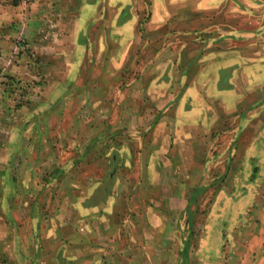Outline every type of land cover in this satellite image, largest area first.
I'll list each match as a JSON object with an SVG mask.
<instances>
[{
	"label": "rangeland",
	"instance_id": "1",
	"mask_svg": "<svg viewBox=\"0 0 264 264\" xmlns=\"http://www.w3.org/2000/svg\"><path fill=\"white\" fill-rule=\"evenodd\" d=\"M227 52L264 56V0H0V210L27 231L0 264H264V87L224 117ZM200 112L225 122L175 130Z\"/></svg>",
	"mask_w": 264,
	"mask_h": 264
},
{
	"label": "crops",
	"instance_id": "2",
	"mask_svg": "<svg viewBox=\"0 0 264 264\" xmlns=\"http://www.w3.org/2000/svg\"><path fill=\"white\" fill-rule=\"evenodd\" d=\"M180 3L186 4L187 1H185V2L182 1ZM195 18H196V16L190 17L189 22L191 21L190 19L194 20ZM166 19L167 18H164V17L162 19H157L155 22H153L154 23L153 25L166 24ZM116 21H117V24H124L125 23V19L121 18V17L120 18L117 17L115 19V22ZM136 23H137V20H135V19L131 21V25H133V26ZM254 53H255V51H254ZM251 56L252 55H248V54L244 55V54H239V53H235V52L224 53V54H222V57H221V60H222L221 66L218 68L215 67L213 70H210L209 72H207V73L212 72L213 87L215 86L216 89L221 91V92L218 91V94H221V95H219L220 97L217 98V101L220 98L221 103H223L222 105L226 108V113L223 114L224 117L229 116L228 113L230 112L231 108H232V110H234L236 106L240 105V101H241V99H243V95H242L243 90H246V89L255 90L258 88L263 89V87H264V56H263V54L259 55L258 57L255 56L258 59L255 58L254 60L251 59ZM194 68H196V67H194ZM190 72L192 73V72H194V70H190ZM203 79H206V78L203 77ZM225 90H237V95L235 93L236 96L234 94H231L230 96H225V95H223L226 92ZM202 114L203 113L200 112L199 114H194V115L189 116V118H184L182 116H180L179 118H174L175 120L178 121L177 123H175V127H176L175 130L177 131V129L179 128L182 131L181 128H184L185 126H186L185 128H187V126L190 123H191V129L193 128L192 124L194 125L196 123V125L198 126L200 124L199 122L203 120L200 118V117H203ZM205 117H207V119L203 120V121H206V123L209 125L212 124V127L216 128V129L222 126L221 124L220 125L218 124L219 122L220 123L225 122V120H220V118L222 117L221 114L212 113L211 116L205 114ZM241 117H242V115H241ZM249 120L245 117H242L241 121L243 123L241 124L240 127L237 128V130H238V132H237L238 137L236 136L237 141H238L237 144L239 145L238 147H241L243 149L245 148V137L247 136L246 130L248 127L245 124H247V121L249 122ZM187 121L190 123L188 124ZM196 125H195V127H197ZM223 126H225V125L223 124ZM212 130H214V129H212ZM228 130L229 129L221 130V132L226 133V132H228ZM255 131H257L256 134L259 132L263 133V130H261L260 128H257ZM192 134H193V131L190 132L191 136H192ZM233 135H234V133H233ZM254 135H255V133H254ZM174 136L177 139L174 137L176 139L175 140L176 142H175V144L173 143V149H171V150L176 155L178 152L181 153V152L185 151L183 148V141H182V137H181V136L185 137V132L183 131L182 134L181 133L180 134L175 133ZM217 136H220L219 133H218V135H216V137ZM233 143H235V142H233ZM255 143L252 145L253 147L255 146ZM208 144L210 145L211 143H208ZM159 146H161V147H159V149L161 151H162V149H164V151H165V149H167V150L170 149V145H168L167 148L162 147L163 145H159ZM21 149H22V147L18 150L21 151ZM191 150H192V148H191ZM237 151L240 152V151H242V149H237ZM170 167L175 169L176 165L174 163H171ZM25 171L27 172V175H29V176H27L25 178H23L24 177L23 176V177L19 178L18 183L20 184L19 185L20 192L19 191H18V193L16 192L14 194V198H17L16 201L19 200V202H20L19 204L21 205V209L24 212L29 213V218H30L29 223L30 224L27 225L28 226L27 230H29V232H31V233H34L33 228L30 226H32V225L36 226L37 222L33 223V221H32V214H33L32 207H31L32 203L28 204V202L35 201L37 199V196H38V193H35L34 190H32L33 188L31 187V184L34 180V178L31 179V177L33 175V171L35 174V170H33V168H28V169H25ZM145 182H146V184H148V181H145ZM119 186H120V182L117 183L114 187L117 190L119 188ZM138 189L139 188H137V184L134 185L133 186V192H131V195H134L136 193V191H138ZM114 195H116V192L114 193ZM116 196L118 197V195H116ZM11 198L12 197L8 196V197H5V200L10 201ZM231 199H232V197H231ZM11 206L13 207L14 205L11 204L9 208H5L6 210H4L6 218L11 217L12 216V215L10 216L11 213L18 211L16 208H11ZM15 206H16V204H15ZM34 208H36V207H34ZM34 210H36V209H34ZM2 215H3V213L0 210V246L1 247H5V246L7 247V246H9V244L6 243V240L8 239V237H11V235H12L11 231L12 230L14 231V233H17V232L22 233V232H27V231H26V229L21 231V225L16 220H15L16 223H14V226H11L12 224L10 225L8 222H5L2 219ZM33 216H36L35 212H34ZM45 216H46V214H45ZM9 220L11 221L10 218H9ZM10 226H11V228H10ZM3 232L9 233V236L7 237V239L5 238L6 236H3L4 235ZM3 239H4V241H3ZM67 241L69 243V238H67ZM19 242L22 243V237L21 236H20V239L14 240V245L16 246L17 243H19ZM2 243H4V244H2ZM68 243H67V245H68ZM20 247H22V246L20 245ZM66 248L67 249L70 248V245H68ZM73 248L81 250L82 248H85V246H82V244L77 243L76 246H74ZM36 249H38V248H36ZM74 260H76L79 264H83V263L84 264H94L96 261H98V260H96L94 262L93 259L90 260L88 257H86V258L85 257H77V258H74Z\"/></svg>",
	"mask_w": 264,
	"mask_h": 264
}]
</instances>
